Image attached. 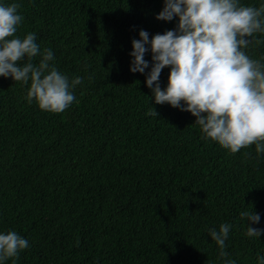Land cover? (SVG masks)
Instances as JSON below:
<instances>
[{
  "label": "trees",
  "instance_id": "obj_1",
  "mask_svg": "<svg viewBox=\"0 0 264 264\" xmlns=\"http://www.w3.org/2000/svg\"><path fill=\"white\" fill-rule=\"evenodd\" d=\"M12 3L24 17L16 35L36 33L50 63L83 79L56 114L28 102L30 82L0 76V233L29 241L16 264H224L208 231L221 224L232 225L227 259L257 264L264 233L246 231L264 229V153L251 145L232 154L202 139L190 112L156 104L146 86L150 45L149 67L130 71L141 30L151 41L177 27L178 17L156 19L164 0H0ZM245 52L260 60L264 43ZM169 73L161 71L162 90ZM152 107L158 117L147 115Z\"/></svg>",
  "mask_w": 264,
  "mask_h": 264
},
{
  "label": "clouds",
  "instance_id": "obj_2",
  "mask_svg": "<svg viewBox=\"0 0 264 264\" xmlns=\"http://www.w3.org/2000/svg\"><path fill=\"white\" fill-rule=\"evenodd\" d=\"M20 7L19 3L0 4V76L24 85L30 82L29 103L35 100L43 111L62 113L76 101L74 89L83 79L77 76L69 81L50 63L53 51L41 50L36 33L23 38L16 35L24 20L18 13ZM174 17H178L176 29L157 33L151 41L147 31L139 32L140 39L132 41L130 71L143 74L149 67L144 57L149 51L146 45H150L152 67L146 86L156 104L190 112L202 139H210L232 154L251 145L257 154L264 153V57L252 59L245 52L250 44L264 43L256 38V34H264V4L257 8L241 5L239 0H164L156 19L172 21ZM37 56L41 59L33 64ZM25 58L27 62L21 65ZM165 67H170V73L162 90L159 77ZM147 115L158 117L153 107ZM240 218L251 224L260 222L254 211H242ZM231 227L221 224L218 231L214 227L208 230L224 264H236L227 259L225 251ZM262 233L264 229L247 224L248 237L259 238ZM28 247L29 241L15 231L0 233V264L9 258H15L16 264ZM257 264H264V255H258Z\"/></svg>",
  "mask_w": 264,
  "mask_h": 264
}]
</instances>
